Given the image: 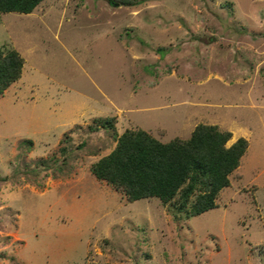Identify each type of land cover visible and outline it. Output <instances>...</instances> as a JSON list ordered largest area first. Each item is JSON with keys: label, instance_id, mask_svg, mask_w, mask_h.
I'll return each mask as SVG.
<instances>
[{"label": "rangeland", "instance_id": "obj_1", "mask_svg": "<svg viewBox=\"0 0 264 264\" xmlns=\"http://www.w3.org/2000/svg\"><path fill=\"white\" fill-rule=\"evenodd\" d=\"M136 1L0 15L24 58L0 95V264H264V0ZM109 116L162 142L215 124L248 148L188 216L91 173L116 142L88 125Z\"/></svg>", "mask_w": 264, "mask_h": 264}, {"label": "trees", "instance_id": "obj_2", "mask_svg": "<svg viewBox=\"0 0 264 264\" xmlns=\"http://www.w3.org/2000/svg\"><path fill=\"white\" fill-rule=\"evenodd\" d=\"M43 0H0V15L8 12L31 13ZM134 5L136 0H113V4ZM24 58L15 48L0 47V95L20 76ZM116 117H96L89 130L104 128L115 140L114 148L90 166L91 173L119 191L127 201L158 198L173 202L188 216L217 206L222 188L230 186L229 175L236 170L248 148L242 136L227 145L232 133L215 124L195 125L186 139L167 142L142 128H127L118 134ZM30 148L31 140L23 141ZM65 151V147H61ZM44 162V161H42Z\"/></svg>", "mask_w": 264, "mask_h": 264}]
</instances>
